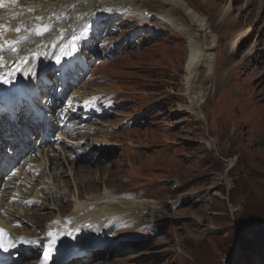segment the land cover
<instances>
[{
  "label": "rangeland",
  "instance_id": "1",
  "mask_svg": "<svg viewBox=\"0 0 264 264\" xmlns=\"http://www.w3.org/2000/svg\"><path fill=\"white\" fill-rule=\"evenodd\" d=\"M71 1L51 0L56 7ZM177 1L208 21L217 43L204 105L208 121L188 112L190 47L175 30L158 18L141 21L133 12L118 14L113 3L98 10L103 15L87 29L98 48L104 44L110 50L87 55L92 61L88 74L67 99L88 96L103 103L92 123L77 119L89 127L75 131L77 144H83L79 154L88 159L72 167L74 179L91 190L82 192L84 198L121 192L115 200L147 207L127 216L101 246L93 244V255L81 264H225L232 256L227 264H264V228L240 235L237 223L264 224V0ZM47 2L20 0L15 15ZM5 8L0 3V11ZM173 10L167 11L179 25L187 22L185 14ZM76 38L82 42L83 33L70 43L80 44ZM61 133L54 134L46 153L55 150ZM63 148L67 156L75 155ZM38 157L34 151L26 154L0 176V195L13 197L16 189H8L14 175ZM61 170L68 171L64 163ZM68 179L58 187L63 216L73 213L79 193L78 184ZM108 179H115L110 187ZM56 216L52 212L51 220L34 227L43 233ZM29 257L25 264L39 261V256Z\"/></svg>",
  "mask_w": 264,
  "mask_h": 264
},
{
  "label": "bare ground",
  "instance_id": "2",
  "mask_svg": "<svg viewBox=\"0 0 264 264\" xmlns=\"http://www.w3.org/2000/svg\"><path fill=\"white\" fill-rule=\"evenodd\" d=\"M0 3L6 7L0 11V46H3V50H0V101L3 96L13 99L17 92L21 91L30 95L33 99H37L40 104L46 103L47 98L43 97L39 92L42 84L38 82L39 73L46 71V69L42 68L45 66L46 61L55 60V66H60V71L66 70L69 74L76 72L83 62L81 54L67 61L66 64L63 61V65L58 63L59 58L62 56L63 51L67 52L64 54L63 60H67L71 56L72 47L70 45L75 41L72 43L70 41L79 36L80 32L83 33L86 21L91 16L92 18L94 17V11L113 3L119 14L125 15L128 12V14L133 16V12L134 17L141 21L147 17L158 18L164 26L175 30L187 41L190 47V59L186 69L185 80L186 97L190 101L188 112L208 121L204 113V105L208 95L207 84L211 83L209 77L213 74L216 65L214 51L217 49V43L215 38H213L211 25L205 18L195 12L189 4L177 0H73L67 4L58 3L56 7L55 2L49 0L44 5L37 4V6L30 7L24 13L15 15L17 12L14 8L17 7L20 0H0ZM173 8L176 14L180 12L185 14L186 23L179 25V21L174 17L175 14H170L167 11ZM90 10L92 12L89 14ZM104 12L106 13L107 11ZM41 26H45L47 31H44ZM16 28L21 30L16 31ZM38 32L42 34H37ZM17 41L18 43H16ZM10 45H14L15 50H12L9 47ZM63 73L65 72L63 71ZM35 75L38 77L36 78ZM61 79L65 81L66 76L62 75ZM93 104L94 102L86 100L80 103L79 108L85 111ZM45 106L52 109L47 103ZM21 115L22 111H20ZM53 120V128H61L60 122L55 117ZM29 121L31 122L29 126L22 125L26 131L35 130V132H38L41 119L32 121L30 117ZM43 133L46 134V131ZM8 134H11V136H8ZM17 134L19 132L14 125H11L7 131L6 127H1L0 145L8 148V150L12 148V150H9L10 152H6L2 158L0 157L1 174L7 173L15 165L13 163L18 160V155L13 150L19 153L20 150L24 151L26 149L25 146H22V143L19 145L20 141L17 138ZM28 135L26 134V137ZM48 138H52V136L49 135ZM61 140L62 138L59 141L61 142ZM32 141L36 149L42 152L45 148L43 138H34ZM212 142L211 140V146L216 148V144ZM15 143L16 145H14ZM100 148L99 146H94L93 150ZM40 156L43 157L41 160L42 164L32 166L31 171L23 173L20 182V176L14 175L17 176L11 181V186L16 187L17 196L13 195L15 197H13L14 200L10 198L12 203H5L9 199L7 194L3 197L2 195L0 196V226L7 229L19 246L22 247L21 251L28 250L30 249L28 247L39 244L34 250V259L39 255L47 235L57 230V227L49 226V224L53 223L50 222L44 225V231L40 233L37 230L40 227L35 226V228L34 222L45 219L47 221L51 220L48 215L50 216L52 212L57 213L58 216L55 219L58 221L64 220L68 228V230L61 231L60 240L53 248L57 255L61 254L62 258L69 259L81 255L93 243L101 244L107 235L129 220L127 216H135L137 212L142 213L147 207L143 203L131 204L115 200L117 195L123 196L121 192L118 194L109 191V193L104 192L100 196L84 198L82 192L91 190L86 187L81 188L83 183H77L74 179L76 172L72 167H75V163L64 155L63 159H61L57 151L51 152L47 156H45V153H40ZM96 161L97 159L92 157L91 162ZM63 163L64 166H67L68 171L61 170L63 169ZM44 173L45 177H43ZM67 176L73 185L78 184L79 193L73 199L75 204L73 214L65 217L61 209V204H64L65 201L59 195L58 187L59 183ZM42 177V182L38 185L37 182ZM111 180L115 179L106 180L105 185L107 187L113 184ZM92 182L90 184H96ZM95 190L97 191V189ZM32 191L34 193L31 194ZM92 193H95L94 190ZM49 200L54 202L56 206L50 205ZM37 205H41L39 211L35 209ZM45 213H47L46 218H38L39 215H44ZM29 228H33L35 233L31 234L28 232ZM22 239L24 242H21ZM22 254H19L16 259L18 263L13 264H21ZM27 257V255H24V260ZM30 264H42V260Z\"/></svg>",
  "mask_w": 264,
  "mask_h": 264
},
{
  "label": "snow or ice",
  "instance_id": "3",
  "mask_svg": "<svg viewBox=\"0 0 264 264\" xmlns=\"http://www.w3.org/2000/svg\"><path fill=\"white\" fill-rule=\"evenodd\" d=\"M43 28L44 31H47V28L45 26H41ZM16 31H20V28H16ZM37 34H42L41 32H38ZM18 43V41L16 42ZM12 50H15L14 45H10L9 46ZM0 50H3V46H0ZM21 242H24L23 239L21 240ZM15 247V241L14 239H10L6 242L5 240V234H4V230L0 229V249H2L3 251H8L10 248ZM46 258L48 255H50V253H46Z\"/></svg>",
  "mask_w": 264,
  "mask_h": 264
},
{
  "label": "water",
  "instance_id": "4",
  "mask_svg": "<svg viewBox=\"0 0 264 264\" xmlns=\"http://www.w3.org/2000/svg\"><path fill=\"white\" fill-rule=\"evenodd\" d=\"M237 223L239 224V226L242 228V232L240 233V235H244L245 233H246V231H248V230H252V229H255L257 226H258V228H262V227H264V224L263 225H258V224H260V223H242L241 221H237ZM263 223V222H262ZM232 258V257H231Z\"/></svg>",
  "mask_w": 264,
  "mask_h": 264
},
{
  "label": "trees",
  "instance_id": "5",
  "mask_svg": "<svg viewBox=\"0 0 264 264\" xmlns=\"http://www.w3.org/2000/svg\"><path fill=\"white\" fill-rule=\"evenodd\" d=\"M242 223H245L244 221H241ZM243 237H241V239H242ZM241 239H240V241H241Z\"/></svg>",
  "mask_w": 264,
  "mask_h": 264
}]
</instances>
